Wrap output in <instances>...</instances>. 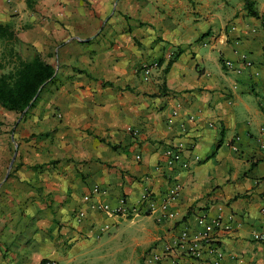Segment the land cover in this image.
<instances>
[{"label":"crops","instance_id":"crops-1","mask_svg":"<svg viewBox=\"0 0 264 264\" xmlns=\"http://www.w3.org/2000/svg\"><path fill=\"white\" fill-rule=\"evenodd\" d=\"M254 2L258 16L245 0H0L20 55L54 68L26 111L0 106V264H193L178 238L201 215L230 222L224 264H264L252 238L264 232V0ZM243 53L241 73L223 66ZM168 146L198 159L168 167ZM94 185L103 193L84 200ZM121 197L137 215L93 207Z\"/></svg>","mask_w":264,"mask_h":264},{"label":"built area","instance_id":"built-area-1","mask_svg":"<svg viewBox=\"0 0 264 264\" xmlns=\"http://www.w3.org/2000/svg\"><path fill=\"white\" fill-rule=\"evenodd\" d=\"M167 60H170L174 57V52H169L166 55ZM223 66L227 70H232L236 73H241V67H250L252 62L249 60L246 54L240 55V60L238 63H234L229 59H223ZM237 64L239 65L237 67ZM160 66L159 61H151L148 64H145L141 67L142 76L144 80H149L153 70L157 69ZM165 163L168 167H179L181 169H188L191 166L192 162H195L198 157L193 156V158H183V151L180 147L168 146L164 150ZM136 158H139V155H136ZM90 193L83 195L84 200H90L91 195H100L103 191L98 185H94L90 190ZM177 187L173 185L170 187L165 195V199L161 205L162 216L166 218H173L175 213L170 210V203L176 198ZM141 200L144 204H151L152 195L149 192H144L141 195ZM93 207L97 208L99 211L105 213L107 216H116L123 215L127 216L129 214L137 215L140 206L137 207H128L124 197H121L118 200V204L115 207H111L108 203L105 202H96L93 203ZM147 205V206H148ZM264 210V209H263ZM86 211L83 208H77L74 210V220L75 222L81 223L86 219ZM197 225L199 230L196 232H190L188 229H183L180 232L179 240L182 243H185V246L188 249V255L193 259V264H224L222 262V254L218 246V242L222 234L227 233L231 229L230 222H225L220 216L207 218L206 215H201L197 218ZM112 225L108 223L101 224L99 227L100 231L108 232L111 230ZM252 238L258 242H264V232L255 231L252 234ZM204 252L209 255V259H204ZM168 256V248L162 253H156L151 255L150 259L152 262L157 263L161 261L164 257ZM44 264H55L53 261L48 260Z\"/></svg>","mask_w":264,"mask_h":264},{"label":"trees","instance_id":"trees-1","mask_svg":"<svg viewBox=\"0 0 264 264\" xmlns=\"http://www.w3.org/2000/svg\"><path fill=\"white\" fill-rule=\"evenodd\" d=\"M254 3V0H245V8L248 14L258 16ZM18 46L15 31L0 23V106L21 114L32 106L38 91L51 80L54 68L40 54L31 60L24 59ZM45 262L42 260L41 264Z\"/></svg>","mask_w":264,"mask_h":264},{"label":"rangeland","instance_id":"rangeland-1","mask_svg":"<svg viewBox=\"0 0 264 264\" xmlns=\"http://www.w3.org/2000/svg\"><path fill=\"white\" fill-rule=\"evenodd\" d=\"M29 108V107H28ZM28 108H26V109H28ZM26 109H25V111H26ZM10 153V155H13V151H10L9 152ZM112 230V229H111Z\"/></svg>","mask_w":264,"mask_h":264}]
</instances>
